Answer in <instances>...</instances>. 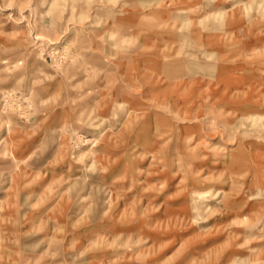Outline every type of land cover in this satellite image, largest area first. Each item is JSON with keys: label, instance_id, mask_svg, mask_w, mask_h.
Masks as SVG:
<instances>
[{"label": "rangeland", "instance_id": "obj_1", "mask_svg": "<svg viewBox=\"0 0 264 264\" xmlns=\"http://www.w3.org/2000/svg\"><path fill=\"white\" fill-rule=\"evenodd\" d=\"M179 243L264 264V0H0V264Z\"/></svg>", "mask_w": 264, "mask_h": 264}, {"label": "crops", "instance_id": "obj_2", "mask_svg": "<svg viewBox=\"0 0 264 264\" xmlns=\"http://www.w3.org/2000/svg\"><path fill=\"white\" fill-rule=\"evenodd\" d=\"M241 26L243 27V25H241ZM260 29H262V27H259V29H257V30H260ZM260 34H261V31H260L259 35L256 37V39H255L256 40L255 42L258 43V45H256L257 48L260 46V43H261V40H262V37L260 36ZM141 228H143V227H141ZM172 238H173V236L170 237L169 239H167L166 241L171 242ZM202 246H205V245L202 244ZM180 247H181V243H179V245L175 249H173L171 252L167 253L164 256V258L159 261V263L155 262L154 264H173L174 258L179 254V252L181 250ZM136 252H137V255H138L137 256L138 260L132 258V262H131L130 259H131L132 256L136 257L135 254H130V252H122V259H120L119 260L120 263H117V264H145L143 261L140 262V257L144 258L145 244H142L141 247L138 246ZM219 254H220V252H219Z\"/></svg>", "mask_w": 264, "mask_h": 264}, {"label": "bare ground", "instance_id": "obj_3", "mask_svg": "<svg viewBox=\"0 0 264 264\" xmlns=\"http://www.w3.org/2000/svg\"><path fill=\"white\" fill-rule=\"evenodd\" d=\"M2 189V188H1Z\"/></svg>", "mask_w": 264, "mask_h": 264}]
</instances>
